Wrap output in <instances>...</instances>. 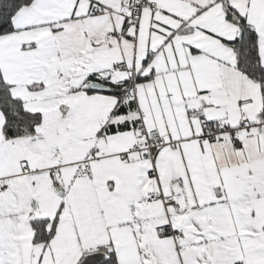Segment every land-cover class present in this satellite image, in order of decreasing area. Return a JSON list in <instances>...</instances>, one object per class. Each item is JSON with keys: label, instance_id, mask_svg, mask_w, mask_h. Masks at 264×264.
<instances>
[{"label": "snow or ice", "instance_id": "1", "mask_svg": "<svg viewBox=\"0 0 264 264\" xmlns=\"http://www.w3.org/2000/svg\"><path fill=\"white\" fill-rule=\"evenodd\" d=\"M0 264H264V0H0Z\"/></svg>", "mask_w": 264, "mask_h": 264}]
</instances>
